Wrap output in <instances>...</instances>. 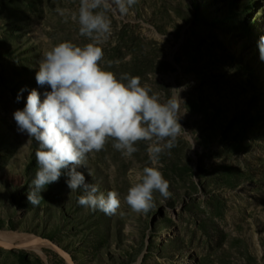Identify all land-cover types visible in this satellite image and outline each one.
Returning a JSON list of instances; mask_svg holds the SVG:
<instances>
[{
  "label": "rangeland",
  "instance_id": "obj_1",
  "mask_svg": "<svg viewBox=\"0 0 264 264\" xmlns=\"http://www.w3.org/2000/svg\"><path fill=\"white\" fill-rule=\"evenodd\" d=\"M79 5L0 0V231L51 242L44 255L0 244V264H264V0H138L127 14L109 12L111 70L140 76L162 99L182 89L187 133L157 165L172 195L157 192L151 211L133 212L124 197L130 174L151 166L146 143L127 159L109 142L77 171L120 193L115 215L80 206L68 169L29 202L38 144L14 112L32 89L51 90L36 82L46 51L89 42L71 19Z\"/></svg>",
  "mask_w": 264,
  "mask_h": 264
},
{
  "label": "clouds",
  "instance_id": "obj_2",
  "mask_svg": "<svg viewBox=\"0 0 264 264\" xmlns=\"http://www.w3.org/2000/svg\"><path fill=\"white\" fill-rule=\"evenodd\" d=\"M138 0H80L71 19L78 22L79 33L89 42L78 45L62 41L43 54L36 82L50 88L41 94L32 89L26 106L14 112L18 130L38 144L37 171L30 183L28 200L38 205L40 193L57 182L68 169L66 181L72 192L80 190L77 203L92 211L115 215L121 206L120 193L107 194L98 184H89L77 171L88 166L89 156L112 148L127 159L146 143L151 166L129 176L130 187L124 202L136 213L147 214L155 207L154 194L171 197L170 182L158 167L162 155L177 146L187 132L179 122L182 116V89H171L162 99L140 76L117 74L111 70L118 61L104 62V45L112 31L109 12L127 14ZM62 16L64 12L60 13ZM264 59V37L260 41ZM23 92V89L21 90ZM18 99L20 97L18 96ZM89 175H93L89 168Z\"/></svg>",
  "mask_w": 264,
  "mask_h": 264
},
{
  "label": "bare ground",
  "instance_id": "obj_3",
  "mask_svg": "<svg viewBox=\"0 0 264 264\" xmlns=\"http://www.w3.org/2000/svg\"><path fill=\"white\" fill-rule=\"evenodd\" d=\"M0 244L11 247H27L43 255L45 254L43 248L51 246V242L46 238L36 236L32 233L17 231H0Z\"/></svg>",
  "mask_w": 264,
  "mask_h": 264
}]
</instances>
